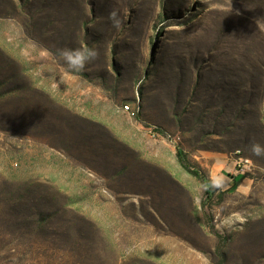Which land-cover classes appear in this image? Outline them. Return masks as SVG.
Returning <instances> with one entry per match:
<instances>
[{"label": "rangeland", "instance_id": "1", "mask_svg": "<svg viewBox=\"0 0 264 264\" xmlns=\"http://www.w3.org/2000/svg\"><path fill=\"white\" fill-rule=\"evenodd\" d=\"M262 119L264 0H0V264H264Z\"/></svg>", "mask_w": 264, "mask_h": 264}, {"label": "clouds", "instance_id": "2", "mask_svg": "<svg viewBox=\"0 0 264 264\" xmlns=\"http://www.w3.org/2000/svg\"><path fill=\"white\" fill-rule=\"evenodd\" d=\"M109 19L115 28L119 29L121 20L118 12L114 9L109 14ZM58 59L63 61L67 68L73 72H82L86 66L98 58L99 52L95 47L63 48L58 50ZM264 122V119H262ZM251 152L257 157H264V145L251 143Z\"/></svg>", "mask_w": 264, "mask_h": 264}, {"label": "built area", "instance_id": "3", "mask_svg": "<svg viewBox=\"0 0 264 264\" xmlns=\"http://www.w3.org/2000/svg\"><path fill=\"white\" fill-rule=\"evenodd\" d=\"M123 112L128 114L131 118H135L137 116L136 112L133 108H131L130 105H125L123 107ZM239 154V153H238ZM237 154V155H238ZM253 164L251 160H241V156H238V158L234 162V167L232 168L230 172V176L232 180L237 177H244L250 174L252 171Z\"/></svg>", "mask_w": 264, "mask_h": 264}, {"label": "trees", "instance_id": "4", "mask_svg": "<svg viewBox=\"0 0 264 264\" xmlns=\"http://www.w3.org/2000/svg\"><path fill=\"white\" fill-rule=\"evenodd\" d=\"M179 157L182 156V152H179ZM242 179V177H237V178H234L233 180V189H236V185L238 184V182ZM205 185L207 186V190H208V193L211 194V192H214V188L212 186V183L211 182H205Z\"/></svg>", "mask_w": 264, "mask_h": 264}, {"label": "crops", "instance_id": "5", "mask_svg": "<svg viewBox=\"0 0 264 264\" xmlns=\"http://www.w3.org/2000/svg\"><path fill=\"white\" fill-rule=\"evenodd\" d=\"M223 175L226 177V179L222 180L221 178H218L217 180L223 181L224 183L223 187H230V185L233 183V180L229 174V170H225V172H223Z\"/></svg>", "mask_w": 264, "mask_h": 264}, {"label": "bare ground", "instance_id": "6", "mask_svg": "<svg viewBox=\"0 0 264 264\" xmlns=\"http://www.w3.org/2000/svg\"><path fill=\"white\" fill-rule=\"evenodd\" d=\"M241 160H243V159H241ZM217 184H218V186H223L224 185L223 181H221V180H217Z\"/></svg>", "mask_w": 264, "mask_h": 264}]
</instances>
